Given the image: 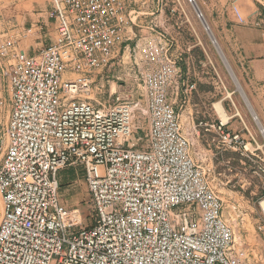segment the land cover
Segmentation results:
<instances>
[{"label": "bare ground", "instance_id": "1", "mask_svg": "<svg viewBox=\"0 0 264 264\" xmlns=\"http://www.w3.org/2000/svg\"><path fill=\"white\" fill-rule=\"evenodd\" d=\"M62 6L53 14L54 41L14 67L0 163V264H230L233 232L164 91L145 86V149L131 143L134 102L123 83L108 108L96 99L63 103L65 76L103 71L123 26L114 0ZM220 139L249 151L236 134ZM74 164L87 171L95 219L69 232L56 176ZM259 205L264 212V200ZM260 221L263 231L264 215Z\"/></svg>", "mask_w": 264, "mask_h": 264}, {"label": "rangeland", "instance_id": "2", "mask_svg": "<svg viewBox=\"0 0 264 264\" xmlns=\"http://www.w3.org/2000/svg\"><path fill=\"white\" fill-rule=\"evenodd\" d=\"M41 1L42 0H38L34 3V5L37 6V13H45L47 15L49 7L48 2L46 0L45 5L43 4L41 6ZM114 1L118 8L119 23L123 26V33L119 37V43L112 48L110 56H106L109 62L106 64L103 71L90 70L84 67L83 71L86 75L72 73L65 76L66 79L63 80L60 91V96L65 98L63 103L68 104L79 98H82L80 100L89 98L96 99L101 107L105 108L109 105L108 101L113 102L112 98H110V100L108 99L109 95L112 94L113 97L120 83H123V88L134 102L132 108L133 134L131 143H138L137 140L142 138L143 133L148 127V119L145 112L146 84L151 82L153 87L164 91L168 96L167 90L178 74V72L176 73V71H174L175 69L172 65L163 64L158 55L160 34H164L165 40L167 41L168 54L172 58H174L173 44L175 40V34L172 32L164 33L163 25L160 22L162 18L159 16L162 15L169 19L171 24L168 29L172 31L178 30L177 26L181 19L189 17L191 24L186 23V26L191 28L195 22L204 32L205 39L208 42L210 48V64L208 69L214 73L213 76H215L216 73L219 74L220 79L218 80L223 83V87L229 93H233L232 98L243 112L244 121L247 125L249 124L250 133L248 130H244V133L248 136L251 143L253 141L256 142V144H259L260 148L252 143L255 150L249 149L247 152L243 150L238 143H234L228 147L221 144V139L218 135L211 138L210 135H206L205 132L201 131L204 126H198V123L204 122L203 119H188L185 116L179 117V121L181 122L180 130L189 143L190 154L195 163L204 173V181L209 190L219 197L221 202L220 214L233 232L234 244L228 255L230 264H264V230L260 231L258 229V224L261 222L260 220H263L264 215L259 205V202L264 200V146L260 145L264 143V136L261 134L262 131L260 133L259 129V123L261 122H258L254 114H252L253 107L248 100L242 81L238 78L234 68L219 44V41L210 30L216 41V45L228 63V67L235 79L231 77L222 57L216 50L215 45L211 42L202 24L201 19H203V17L201 16L200 19L195 11L196 8L199 10L195 2L190 4L187 0H164L165 5L164 2L163 4L161 3V5H164L163 14H161L160 10L159 13H155L157 10L156 0H149L150 7H148L147 10L138 8L143 0H129L131 9L146 12L145 15L149 18L146 19L148 24L145 22L138 24L139 27L136 28L137 33L134 30L136 36L132 38V27L136 23L137 15L135 14L136 17L133 18V22L128 21V15L131 13H126L123 10L120 0ZM55 4H57L58 7L55 6L49 9V18L52 20L53 25L54 22L50 14L57 8H60L58 0H56ZM153 6L154 8L152 9ZM3 24L4 19L0 17V31L4 29ZM47 25L50 27L49 21ZM3 32H5V30ZM188 41L189 38L187 36L182 38V42ZM122 42L125 43L121 44ZM206 68L207 67L204 69L206 70ZM12 71L9 72V86ZM84 76H97V78L103 76V84L105 87L102 89L100 97L97 95L93 98V91L87 92L90 86L73 88L78 85L76 79ZM209 77H211L210 74H207L206 79L208 80ZM69 80H73L72 85L67 84ZM208 81H210V79ZM235 82L239 84L240 88L236 86ZM87 84L90 85L92 83H88L87 81ZM171 89L170 102L172 103ZM10 100L12 104L11 91ZM104 101H107V103H104ZM206 105L207 104H205V106ZM224 107L227 109L228 106L225 105ZM220 117L222 118V122L226 121V116ZM228 126L229 127L226 128L224 132L225 134H231V136L236 134L242 139V122L239 117L233 119ZM3 133V136H5L7 140L6 128ZM135 148H144V143H138ZM58 172L57 182L59 187L57 196L60 207L64 213L65 222L69 225L67 226L68 231L76 232L81 227L92 225L95 219V213L91 204V196L87 187L84 167L82 165H71ZM73 207L78 209H70Z\"/></svg>", "mask_w": 264, "mask_h": 264}, {"label": "crops", "instance_id": "3", "mask_svg": "<svg viewBox=\"0 0 264 264\" xmlns=\"http://www.w3.org/2000/svg\"><path fill=\"white\" fill-rule=\"evenodd\" d=\"M37 1L0 0V17L4 19V29L0 31V163L8 145L3 132L5 128L7 129L11 113L10 91L12 97V79L15 64L22 58L32 57L54 41L57 22L53 14L58 11L62 12L63 0H58L60 8H57L50 14L54 22L53 25L52 20L49 18V9L55 6L58 7L55 4L56 0H47L49 6L47 15L45 13H37V6L34 5ZM45 1L42 0L40 5H45ZM163 2L164 0H156L157 10L155 13H159L160 10V13L163 14L165 5V2L164 5H161ZM120 4L126 13H131L128 15V21L133 22V18L136 17L135 14L137 15L136 23L132 27L133 38L136 36L134 30L137 33L136 28L139 27L138 24L144 22L148 24L146 19L149 18L145 15L146 12L131 9L129 0H120ZM195 4L199 8L201 16L209 30L219 41L238 78L242 81L248 100L253 107L252 114H254L258 122H261L259 123V129L260 133L262 131L261 134L264 136V0H195ZM148 7H150L149 0H143L141 5L138 6L139 9L145 10ZM159 17L162 18L160 22L163 25L164 33L172 32L175 34V40L173 39L174 58L168 54L167 41L164 34L159 35L160 45L158 55L163 64L172 65L175 69L174 71L178 72L167 91L170 102V89L172 87V103L170 102V104L178 112L179 117L185 116L188 119H203L204 122H199L198 126L203 125L204 127L201 131L205 132L206 135H210L211 138H214L215 135H218L220 138L221 134L229 127L230 122L239 117L242 122V143L246 149H255L248 136L244 133V130H248L250 133L249 124L247 125L244 121L243 112L232 98L233 93H229L223 87V83L218 80L220 79L219 74L216 73L213 76L214 73L208 69L210 64V48L205 39L204 32L195 22L191 28L186 26V23L191 24L189 17L180 20L177 31L168 29L171 23L167 17L162 15ZM48 21L51 28L47 25ZM38 27L41 31L38 30ZM4 30L5 32H3ZM184 36L189 38L188 42H182ZM205 67H207L206 70L204 69ZM10 71H12V74L9 86L8 77ZM207 74L211 76L208 78L210 81L206 79ZM76 80L78 85L73 88L90 86L87 92L93 91V98L97 95L100 97L102 89L105 87L103 76L100 78H97V76H84ZM87 81H92V84L88 85ZM110 98H112V94L109 95L108 99L110 100ZM80 99L82 98L78 100ZM83 99L85 101L89 98ZM104 103H107V101H104ZM108 103L109 105L105 108L110 107L113 102L108 101ZM205 104L207 105L205 106ZM217 104L226 116L225 122H222V118L215 108ZM225 105L228 106L227 109H225ZM219 127L220 130L218 129ZM137 141L138 143H144V148L146 147L145 132L142 138ZM257 145L260 148L259 144ZM260 145L264 146V143ZM85 173L87 182L86 169ZM57 201L58 209L67 227L69 225L65 222L58 196ZM70 209L78 208L73 207ZM90 226L87 227L89 228Z\"/></svg>", "mask_w": 264, "mask_h": 264}, {"label": "water", "instance_id": "4", "mask_svg": "<svg viewBox=\"0 0 264 264\" xmlns=\"http://www.w3.org/2000/svg\"><path fill=\"white\" fill-rule=\"evenodd\" d=\"M195 11H196L198 17L201 19V13H200V11H199L197 8L195 9ZM201 21H202V24H203L204 28L206 29V31H207V33H208L210 39H211V42L215 45V48H216V50L218 51V53L220 54V56L222 57L225 66L228 68V71L230 72L231 77L235 79L233 73L230 71V69H229V67H228V63L226 62V60L224 59V57H223V55H222L220 49H219L218 46L216 45V41H215L214 37L212 36V34H211V32H210V30H209L207 24L205 23V21H204L203 19H201ZM235 84H236V86H238V87L240 88V86H239V84H238L237 82H235ZM241 92H242V91H241Z\"/></svg>", "mask_w": 264, "mask_h": 264}]
</instances>
